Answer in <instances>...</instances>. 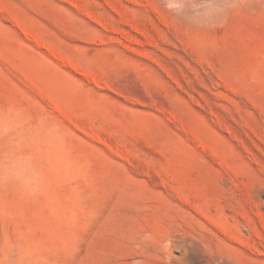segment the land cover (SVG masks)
<instances>
[{
    "label": "rangeland",
    "instance_id": "rangeland-1",
    "mask_svg": "<svg viewBox=\"0 0 264 264\" xmlns=\"http://www.w3.org/2000/svg\"><path fill=\"white\" fill-rule=\"evenodd\" d=\"M0 264H264V0H0Z\"/></svg>",
    "mask_w": 264,
    "mask_h": 264
}]
</instances>
